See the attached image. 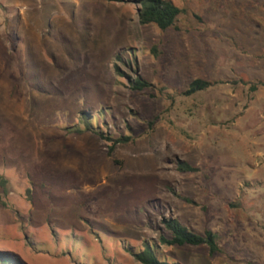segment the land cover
Masks as SVG:
<instances>
[{
  "label": "rangeland",
  "instance_id": "1",
  "mask_svg": "<svg viewBox=\"0 0 264 264\" xmlns=\"http://www.w3.org/2000/svg\"><path fill=\"white\" fill-rule=\"evenodd\" d=\"M172 1L161 30L138 0H0V256L264 264V0ZM168 218L219 252L161 244Z\"/></svg>",
  "mask_w": 264,
  "mask_h": 264
},
{
  "label": "trees",
  "instance_id": "2",
  "mask_svg": "<svg viewBox=\"0 0 264 264\" xmlns=\"http://www.w3.org/2000/svg\"><path fill=\"white\" fill-rule=\"evenodd\" d=\"M123 1V0H116ZM140 8L137 10V19L140 25L145 26L149 24L156 25L161 30H167L173 27L182 13V9L178 7L172 0H138ZM264 83V82H260ZM150 84L138 78L134 81V89L143 90ZM213 84L205 79L197 78L193 80L188 89L187 95H193L200 91L209 89ZM258 88L257 85L252 86L253 90ZM92 128L89 126L88 131ZM100 137L110 140L105 137L101 132H96ZM130 136L125 138H118L117 142L128 143ZM114 151V146L109 149V155ZM178 169L182 172H195L197 168L192 167L188 162H179ZM165 226L167 231L170 232V237L162 236L161 244L167 246H200L206 245L209 248L211 256L216 255L219 252L218 235L211 230H207L204 233L196 232L183 225L177 218H168L165 220ZM135 260L141 264H173L168 260L161 257L158 247L154 244L145 243L144 247L138 251H133ZM0 264H22L19 259L2 255L0 256Z\"/></svg>",
  "mask_w": 264,
  "mask_h": 264
}]
</instances>
